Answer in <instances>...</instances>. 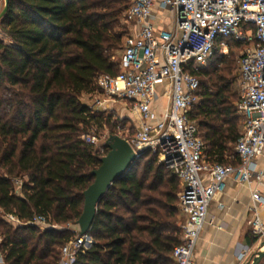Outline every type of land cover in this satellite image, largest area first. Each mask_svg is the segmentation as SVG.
<instances>
[{"label":"trees","instance_id":"16d2710c","mask_svg":"<svg viewBox=\"0 0 264 264\" xmlns=\"http://www.w3.org/2000/svg\"><path fill=\"white\" fill-rule=\"evenodd\" d=\"M131 1L10 0L0 21L11 41L0 40V252L6 264H58L62 248L77 236L68 227L82 216L92 172L109 153L83 138L100 137L112 122L82 98L99 93L100 76L119 75L129 35L121 25ZM238 49L244 46L230 42L228 56L194 72L200 90L191 118L210 163L239 164L234 147L241 116L232 77ZM156 161L145 153L113 184L89 232L93 243L88 240L74 264H175L180 180L164 165L155 168ZM143 163L148 174L142 177ZM16 180H23L21 194ZM6 215L22 222L44 217L52 229L13 225Z\"/></svg>","mask_w":264,"mask_h":264},{"label":"built area","instance_id":"2783aa9c","mask_svg":"<svg viewBox=\"0 0 264 264\" xmlns=\"http://www.w3.org/2000/svg\"><path fill=\"white\" fill-rule=\"evenodd\" d=\"M156 7L171 14V30L155 27ZM123 16L125 24L138 28V32L125 38L119 75H102L97 80L107 100L97 99L91 107L107 111V104L126 102L139 115L141 123L134 136L123 138L136 153L156 155L159 164L180 180L181 241L172 258L175 264H194L209 207L223 192L226 181L264 183V171H258L255 164L264 152V0H132ZM232 41L244 46L239 61L238 102L242 128L234 147L239 164L221 165L207 161L205 143L191 118L200 90L194 72L209 66L215 57L228 56ZM160 82L169 85L165 95L171 99L162 116L155 108ZM83 139L97 146L101 137ZM15 186L21 194L23 180H16ZM251 199L248 225L259 247L264 241V194L255 188ZM5 219L13 225L42 230L51 227L40 216L30 222L13 215ZM76 232L77 236L62 248L58 264H74L91 246L88 240L93 243L90 236ZM257 251L245 247L239 261L252 264ZM0 264H6L1 252Z\"/></svg>","mask_w":264,"mask_h":264},{"label":"crops","instance_id":"0c3cea01","mask_svg":"<svg viewBox=\"0 0 264 264\" xmlns=\"http://www.w3.org/2000/svg\"><path fill=\"white\" fill-rule=\"evenodd\" d=\"M4 8L5 0H0V14ZM153 18L157 29L173 28L172 16L168 11L156 7ZM128 30L129 34L138 32V28L134 27H129ZM2 35L8 38L0 31V37ZM161 84L164 89L167 86L165 82L158 84V102L155 108L159 116H162L164 109L171 105V99L165 92L162 94L159 90ZM255 164L258 171H264V152ZM255 188L264 194V183L240 185L233 179L226 181L223 192L209 207L208 220L195 252L194 264H243L239 261V256L245 247L254 248L255 251L258 249L257 243L253 244L254 239L248 225L252 218L249 211L253 204L251 193ZM261 264H264V261Z\"/></svg>","mask_w":264,"mask_h":264},{"label":"water","instance_id":"95a60500","mask_svg":"<svg viewBox=\"0 0 264 264\" xmlns=\"http://www.w3.org/2000/svg\"><path fill=\"white\" fill-rule=\"evenodd\" d=\"M10 0H5V8L0 14V21L9 11ZM109 153L101 159V166L92 172L94 183L84 192V209L77 221L81 236H89V232L97 216L98 206L106 197L115 182L128 175L135 163L147 152L136 153L130 143L119 135H110L105 143ZM52 229V228H48ZM264 261V241L258 247L252 264Z\"/></svg>","mask_w":264,"mask_h":264},{"label":"rangeland","instance_id":"374dc122","mask_svg":"<svg viewBox=\"0 0 264 264\" xmlns=\"http://www.w3.org/2000/svg\"><path fill=\"white\" fill-rule=\"evenodd\" d=\"M123 18H124V16H123ZM123 27L129 28V26L127 24H125L124 19H122L121 29ZM0 40H3V42H5L6 44H11V41L8 38L6 39L5 36H3V35H2V37H0ZM242 51H243L242 49H238L235 51V54L233 55V57L235 58V62H234V71H233L232 77L235 78V80H236V84H235V87L233 89L234 90L233 92L235 93L236 104H238L239 96H240V94H239L240 93L239 61H240V56L242 54ZM119 56H120V54H119ZM159 90L163 94L165 91L167 92L169 90V87L166 86V88L164 89V88H162V84H161V85H159ZM97 99H101L102 101H105V100H107V97L99 90V93H97L95 95L83 96L82 101L85 104L92 106ZM166 100H168V99H166ZM107 107H108L107 111H103V110L102 111L105 112L107 116L112 117V122H111V125L107 126V128H105V130L99 134L101 139H100V143H98L97 147H102L103 145H105L107 138L112 134L119 135L120 137L132 138L135 134L137 126H139V124L141 123V119H140L139 115L135 112L133 106L129 103H126V102H117L115 104L110 103V104H107ZM239 115L240 114H237L236 116L238 117ZM237 122H238V126L240 128V131H241L242 120L240 121V119H239ZM232 159H233V156H232ZM158 166H159V164L156 161L155 168H157ZM147 169H148L147 164L143 163L138 168L137 174L139 176H142V177L146 176L148 174ZM149 182H151V178L149 179ZM178 183H179L180 190H181L182 184L180 182H178ZM163 187L164 186H161V189ZM59 229H62V228H59ZM71 229L75 230V231H79V228L77 226H71Z\"/></svg>","mask_w":264,"mask_h":264}]
</instances>
